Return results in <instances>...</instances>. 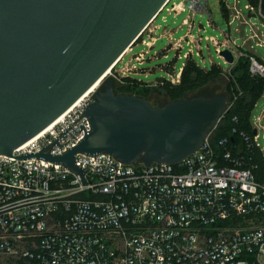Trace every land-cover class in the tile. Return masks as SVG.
<instances>
[{
    "label": "built area",
    "instance_id": "1",
    "mask_svg": "<svg viewBox=\"0 0 264 264\" xmlns=\"http://www.w3.org/2000/svg\"><path fill=\"white\" fill-rule=\"evenodd\" d=\"M169 1L145 26L139 42L154 44V19L161 10L188 9L183 17L186 35L171 39L165 51L172 47L180 56L186 37L189 49L182 57L193 58L192 46L198 47L189 31L194 14L204 12L209 24L214 21L207 0ZM219 1L228 23L237 20L240 42L230 39L229 32L223 40L206 38L224 61L220 50L229 48L231 65L245 55L249 72L264 75V56L256 52V45L264 49L259 0H246L245 9L239 0ZM148 51L140 50L133 58L141 62ZM123 55L107 72L117 81L136 69L129 64L131 57L118 65ZM181 68L166 69L167 78L179 81ZM94 90H86L12 153L45 147L56 154L77 143L90 128L83 108ZM263 118L264 106L251 114L255 133L245 136L264 157V140L258 141L264 137ZM213 129L195 151L173 163L123 162L103 151H78L74 163L84 168V180L61 161L0 153V264H264V182L232 153L226 138L214 142Z\"/></svg>",
    "mask_w": 264,
    "mask_h": 264
},
{
    "label": "water",
    "instance_id": "2",
    "mask_svg": "<svg viewBox=\"0 0 264 264\" xmlns=\"http://www.w3.org/2000/svg\"><path fill=\"white\" fill-rule=\"evenodd\" d=\"M166 1L0 0V153L61 161L84 180V168L74 163L78 151L143 163H173L195 151L226 108L223 92L152 104L147 96L116 91L114 80L102 76ZM220 54L232 61L229 48ZM98 78L83 108L90 128L77 143L56 154L45 147L12 153Z\"/></svg>",
    "mask_w": 264,
    "mask_h": 264
},
{
    "label": "trees",
    "instance_id": "3",
    "mask_svg": "<svg viewBox=\"0 0 264 264\" xmlns=\"http://www.w3.org/2000/svg\"><path fill=\"white\" fill-rule=\"evenodd\" d=\"M220 4L222 12L226 15V8L222 3ZM140 38L141 35L136 42ZM171 62L165 63V69L172 67ZM183 63L177 82L170 81L166 76L152 84L129 73L122 77L123 81L112 78L114 88L120 92L147 96L152 104L162 103L179 96L223 92L230 106L216 123L213 130L214 142L217 143L221 138H226L227 142L224 143L232 153L239 155L245 166L251 167L254 178L264 182L262 150L251 144L250 138L245 136L249 134L251 137L253 133L251 111L258 96L264 91V75H252L249 72L245 55L239 56L227 72H224L221 65L215 62L209 67H203L191 57L184 58Z\"/></svg>",
    "mask_w": 264,
    "mask_h": 264
},
{
    "label": "rangeland",
    "instance_id": "4",
    "mask_svg": "<svg viewBox=\"0 0 264 264\" xmlns=\"http://www.w3.org/2000/svg\"><path fill=\"white\" fill-rule=\"evenodd\" d=\"M171 1L172 0H170L168 4H170ZM181 1L185 2L186 0ZM245 1L246 0H239L238 3L240 8L245 9ZM207 4L210 10L211 18H213L214 20L213 24L208 23L207 15L204 12H198L194 14V24L189 29V31L194 35L196 43L198 45V47L195 44L192 46L193 59L196 63L200 64L203 67H209L215 62L221 65V68L224 72H227L229 70V67L231 66V63L224 61L219 56L214 43H212L211 40H208L206 36H214L219 40H223L227 38L225 32H229L230 39L236 38V42L238 43L240 42L241 36L239 32H235V27L238 23L237 20H234L230 24L228 23L227 19H229V17L226 18V15H224V13L222 12V6L219 0H207ZM187 13L188 9H183V11H179L178 13H174L171 10L167 11L165 8L161 10V12H159V14L154 19V22L157 24V27L155 28L153 33V35H157L154 44L148 47L142 42H135L129 49H127L128 51H126V53L123 55L121 61L118 62V65H122L126 61H129V58L131 57L129 64H135L136 69H132L130 73L134 74L139 79L142 78L147 81L150 80L148 82L152 84L157 83V76L166 77L168 75V71L164 67L166 65L165 63L172 61L171 63H173V71H176L180 65H183L184 57H182V53L189 49V43H187V39L186 37H184L181 43L182 47L180 50V56L176 55L177 53L172 47H169L166 51L165 48L168 46L171 39H177L181 36L186 35L185 32L188 30V24L183 23V17H185ZM252 20L259 21L260 18L258 16H252ZM199 47L201 49L198 55L197 52ZM144 49H149V51L145 53V58H143L141 62L133 58V55L135 53ZM256 52L261 57L264 56V49L262 46L256 45ZM105 76L111 77L109 73H107ZM112 78L113 77H111V79ZM100 83L101 81L98 84ZM263 106L264 94H261L260 96H258V99L256 100L252 108V116L257 115ZM263 140L264 137L263 134H261L258 138V141L260 143Z\"/></svg>",
    "mask_w": 264,
    "mask_h": 264
},
{
    "label": "bare ground",
    "instance_id": "5",
    "mask_svg": "<svg viewBox=\"0 0 264 264\" xmlns=\"http://www.w3.org/2000/svg\"><path fill=\"white\" fill-rule=\"evenodd\" d=\"M107 72H108V70H107L104 74H102V76H103V75L105 76V75L107 74ZM102 76H101V77H102ZM101 79H102V78H98V81H96V82H95V83H94L89 89H87V90H93L94 88H96V87L99 85L98 83L101 81Z\"/></svg>",
    "mask_w": 264,
    "mask_h": 264
},
{
    "label": "crops",
    "instance_id": "6",
    "mask_svg": "<svg viewBox=\"0 0 264 264\" xmlns=\"http://www.w3.org/2000/svg\"><path fill=\"white\" fill-rule=\"evenodd\" d=\"M148 81H150V80H148Z\"/></svg>",
    "mask_w": 264,
    "mask_h": 264
}]
</instances>
